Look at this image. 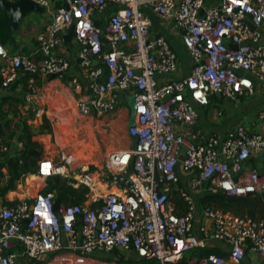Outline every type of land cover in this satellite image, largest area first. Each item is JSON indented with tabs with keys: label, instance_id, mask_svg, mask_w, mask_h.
Wrapping results in <instances>:
<instances>
[{
	"label": "built area",
	"instance_id": "obj_1",
	"mask_svg": "<svg viewBox=\"0 0 264 264\" xmlns=\"http://www.w3.org/2000/svg\"><path fill=\"white\" fill-rule=\"evenodd\" d=\"M143 7L174 19L193 62L188 76L161 81L179 69V58L165 36L152 34ZM71 25L86 82L68 77L71 61L57 52ZM37 38L39 47L30 54H12L0 40V89L26 73L54 75L81 93L83 114L114 112L130 92L136 118L129 134L136 141L108 152L102 166L73 154L39 161L40 175L64 176L71 187L86 188L80 202L60 201L55 210L56 193L49 191L10 205L0 193V264H19L21 257L116 264L100 253L157 264H177L187 254L190 263L264 264V219L201 206L197 199L221 191L264 200V109L258 128L237 125L224 135L203 131L198 110L215 95L240 103L264 89V0H63ZM0 148L10 150L1 137ZM203 248L218 252L199 255Z\"/></svg>",
	"mask_w": 264,
	"mask_h": 264
},
{
	"label": "crops",
	"instance_id": "obj_2",
	"mask_svg": "<svg viewBox=\"0 0 264 264\" xmlns=\"http://www.w3.org/2000/svg\"><path fill=\"white\" fill-rule=\"evenodd\" d=\"M50 6L49 8L44 7L43 13L30 12L29 19H22L21 21H25L26 26H30V31H32L36 36V48H38V35L39 33L46 27L48 23L52 20V14L54 10L63 4V0H49ZM209 5L217 4L219 0H207ZM144 12L149 14V16L153 20L152 26V34L153 35H163L168 41L171 43L173 48L176 50L179 58V69L171 74L161 76V81H167L170 79H179L186 77L190 74L193 62L190 57V54L186 47L183 45L182 39L180 37V30L175 24L173 18L171 19H161L158 15H156L151 8L143 7ZM37 14V15H35ZM39 14V15H38ZM21 34H26V29L21 23L20 28ZM80 44L73 38L71 41H66L63 38V41L57 48V52L68 58L71 61V67L68 72V77L78 76L83 82H86L84 73L79 66L78 62V54H79ZM20 53H25L21 51ZM17 54V52H16ZM98 63V62H97ZM21 77V76H20ZM31 79V78H30ZM29 79L28 87L35 89V97L32 100L27 99V92L24 91L23 81L21 78L17 83L13 86V89H8L3 91L0 89V133L4 137H8L12 134V132L17 131L20 133V124L24 121H27L33 129L38 128L42 125L44 121V117L48 118L53 125V130L50 133H39L33 136L35 141H41L44 143V146L47 148L48 146L47 139L53 134H55L56 141L59 142V138L63 141L65 136L67 135L66 128H68V123L63 121L65 117H73L76 115V119L82 118L84 120L86 136H88L87 140L82 141V145H80V149L82 146H86L88 149L85 151L93 152L96 151L95 146L98 147L99 140L98 136L100 134V140H103L105 149L104 153V161L106 158V154L112 150L117 149H128L132 147L136 141L135 137H132L129 134V120H130V108L128 106L127 96L132 95L130 92H125L123 95L122 104L119 108L114 112L109 113H97L95 111H91L90 114H83L79 111L77 107V99L81 96V93L76 91L73 86L67 84L65 81L60 80L56 77H42L39 76L37 79L34 78V81L31 82ZM38 83V84H37ZM30 90V91H31ZM260 95L264 94V89H259L256 92ZM255 93V94H256ZM231 101V99H229ZM242 103V102H240ZM239 103V104H240ZM47 108V110L45 109ZM264 109V108H263ZM262 109V110H263ZM33 116V118H31ZM86 123V124H85ZM124 127L127 128V139L125 141L121 140V135L124 132ZM199 127L203 129V122H199ZM223 127V126H222ZM222 127H218V130H214L213 127H209V133L212 131L218 132L222 134ZM234 126L228 127L225 129L224 134L228 131L229 128H233ZM249 127V126H247ZM119 132V133H118ZM207 132V131H205ZM118 133V134H117ZM17 136V135H16ZM15 138L13 141L15 143H20ZM79 141V140H78ZM118 145V146H117ZM117 146V147H114ZM113 147V148H112ZM37 149L41 153L40 158L37 159V166L40 160L44 158H50L55 161L54 157H49L43 155L42 152L38 148ZM79 150V149H77ZM80 152L82 154L75 153H67L62 150V154L59 156V160L63 154H73L77 156L82 161L91 164L93 163L99 165L94 158L93 160L79 157L84 154V149L82 148ZM58 160V161H59ZM7 172V169L4 170ZM49 179L50 177H45L40 175L39 173H29L25 175L17 184L15 189L8 190L3 192L0 189V193L3 196L6 203L10 205H15L20 201L27 200L29 202H33L35 196L39 192H45L46 189H42L40 183L37 179ZM67 183L69 182L68 178ZM5 181L1 182V187ZM69 185V184H67ZM54 191V190H53ZM55 192V191H54ZM56 193V192H55ZM56 199H59L56 196ZM60 200V199H59ZM61 201V200H60ZM20 247H18V250ZM36 263L34 261H29L27 258L21 257L19 260V264H33ZM38 263V262H37ZM43 264H48L44 262Z\"/></svg>",
	"mask_w": 264,
	"mask_h": 264
},
{
	"label": "trees",
	"instance_id": "obj_3",
	"mask_svg": "<svg viewBox=\"0 0 264 264\" xmlns=\"http://www.w3.org/2000/svg\"><path fill=\"white\" fill-rule=\"evenodd\" d=\"M97 24L103 25V22L97 20ZM16 33L13 27L10 24L9 14L0 8V40L1 42L9 49L10 47L15 45L16 41ZM39 43V41H38ZM35 47L33 50L25 49L23 52L26 54H30L34 52L37 48ZM39 45V44H38ZM39 47V46H38ZM12 54L13 52L9 49ZM37 56L40 53L37 51ZM1 65V63H0ZM37 79L39 76L32 73H26L21 75L9 89H13L15 83L21 78L23 81L24 91H30L31 88L28 87V81L30 78ZM217 98V96H212V99ZM243 101V99H242ZM210 105L207 104L202 108H207ZM1 110V109H0ZM3 113V111L1 110ZM33 118V116H31ZM20 133L17 131L12 132L8 137H4L0 133V137L3 139V143L10 147L9 151H2L0 148V179L1 182L5 181L3 187H1L3 192H6L11 189H15L17 187L18 182L29 173H38L37 159L36 157H31L27 155L28 148H38V142L33 139V136L39 133H50L52 131V126L48 118L44 117V121L42 125L38 128L33 129L32 126L24 121L20 124ZM227 133V132H226ZM17 135V136H16ZM17 137L18 142H22L24 145V149L18 151V144L13 141V138ZM6 168L7 172L5 173L2 168ZM63 177V176H62ZM60 175H55L49 178V186L46 188L45 192L55 191L56 196L62 202H74V201H82L83 194L86 192V188L76 189L67 185V179L62 180ZM75 197V198H74ZM175 203L182 207V211L185 210L184 201L181 198V195L178 191L174 192L173 197ZM198 202L201 206L209 205L223 211H229L239 216H249L255 219H264V200L261 196H249V197H238V196H228L225 193L218 192H204L200 193L197 196ZM118 253V250H115ZM212 252H218L217 248H203L197 250L199 255H208ZM190 254H187L181 261L177 264H198V263H190L188 259L190 258ZM103 259L113 260L115 258V253H105L100 256ZM116 264H157L155 260H147V259H138L136 257L125 259V256L121 254L118 258Z\"/></svg>",
	"mask_w": 264,
	"mask_h": 264
},
{
	"label": "rangeland",
	"instance_id": "obj_4",
	"mask_svg": "<svg viewBox=\"0 0 264 264\" xmlns=\"http://www.w3.org/2000/svg\"><path fill=\"white\" fill-rule=\"evenodd\" d=\"M21 23L26 29V34L20 33ZM26 24L28 23H25V21L20 22L19 32L16 34L17 37H16L15 45L9 48L11 51L20 53L25 49L31 51L35 47L36 36L32 31H30V26H26ZM263 108H264V94L260 95V93L259 94L256 93L252 96L243 97V101L240 104L233 103L228 98L217 96V98L212 99L210 105L207 108L198 107V110L200 114V121L201 123L203 122V129L205 131L209 132L210 126L213 127L214 130H218V127L220 128L223 126L224 128L222 127L223 129H221L223 130L222 132L223 134L225 129L231 126L245 125L251 128H258L257 121H258L259 113ZM45 109L47 110L46 107ZM63 121L68 123V128H66L67 135L64 138L65 141L59 138L60 143H58L56 141L54 132H52L51 134H53V136L47 139V143H48L46 144L48 146L47 148L44 146L43 142L38 141V149L42 152V154L49 157H54V159L58 161L59 156L62 154V150H64L67 153L82 154L83 152L80 151L83 148L85 155L79 157L87 158L90 160H93L91 158H94V160H96V162L102 166L104 163L103 150L105 149V147L103 142L104 139L100 140V134L98 136L99 145L98 147L95 146L96 151L88 152L87 150L86 152L85 150L88 149L86 146H82V148L80 149V145H82V141L87 140L88 138V136H86L84 120L79 117L78 119H76V115H74L73 117H69V118L65 117ZM50 124L53 130V125L51 121ZM126 131L127 128L124 127V132L120 134L122 141H125L128 138ZM256 165L261 167V164L259 162H256ZM64 179L65 177L63 176L62 180L64 181ZM37 181L40 183L42 189H46L49 186V179L43 180L38 178ZM98 253L99 252H97V254ZM101 254L104 253H100V255ZM113 261L117 262L115 258L113 259ZM33 264H43V263L36 262Z\"/></svg>",
	"mask_w": 264,
	"mask_h": 264
},
{
	"label": "water",
	"instance_id": "obj_5",
	"mask_svg": "<svg viewBox=\"0 0 264 264\" xmlns=\"http://www.w3.org/2000/svg\"><path fill=\"white\" fill-rule=\"evenodd\" d=\"M0 8L5 10L9 14L10 18V24L13 27L15 33L17 34L19 32L20 22L22 19L28 20L29 19V13L30 12H39L43 13L44 7L40 5L36 0H0ZM203 13V10L202 12ZM253 29L255 28L254 25H250ZM74 36V25H71L68 32L64 35V39L66 41H71ZM236 46V45H232ZM138 74L141 73V70L136 71ZM241 74L244 73V71H239ZM54 77V75H52ZM128 100V106L130 108V120L129 125L133 126L135 124V118H136V106H135V95H129L127 96ZM233 103H235L233 100H231ZM27 155L31 157L40 158L41 153L34 148H28L27 149ZM183 157L181 156V159ZM254 161V158L251 159V162ZM259 161L264 162V157H261ZM60 205V200L56 199L54 202V209L57 210Z\"/></svg>",
	"mask_w": 264,
	"mask_h": 264
}]
</instances>
